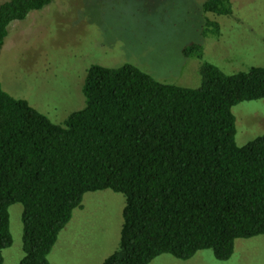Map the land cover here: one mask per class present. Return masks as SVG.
Returning a JSON list of instances; mask_svg holds the SVG:
<instances>
[{
  "label": "trees",
  "instance_id": "16d2710c",
  "mask_svg": "<svg viewBox=\"0 0 264 264\" xmlns=\"http://www.w3.org/2000/svg\"><path fill=\"white\" fill-rule=\"evenodd\" d=\"M54 0L0 3V50L8 26ZM232 14L231 0H203ZM211 34L221 32L208 20ZM206 33V32H205ZM207 34V33H206ZM191 42L186 55L202 58ZM197 87L161 81L135 64H92L85 105L56 123L0 82V264L13 243L9 207L23 205L19 264H51L60 231L88 191L125 195L119 247L102 264H149L161 254L212 249L264 234V134L236 143L239 102L264 98V66L228 73L205 61Z\"/></svg>",
  "mask_w": 264,
  "mask_h": 264
},
{
  "label": "rangeland",
  "instance_id": "374dc122",
  "mask_svg": "<svg viewBox=\"0 0 264 264\" xmlns=\"http://www.w3.org/2000/svg\"><path fill=\"white\" fill-rule=\"evenodd\" d=\"M2 1V0H0ZM4 1V0H3ZM203 0H54L8 26L0 50V82L56 123L85 105L83 84L92 64H135L155 78L185 86L201 84V65L225 72L264 66V0H231L232 14L206 13ZM208 20L221 32L211 34ZM207 34H206V33ZM191 42L202 58L186 55ZM236 143L264 134V98L233 108ZM125 195L88 191L48 255L51 264H102L119 247ZM23 205L9 207L13 243L3 264H19L23 250ZM149 264H264V234L237 238L233 254L218 259L212 249L184 259L161 254Z\"/></svg>",
  "mask_w": 264,
  "mask_h": 264
},
{
  "label": "crops",
  "instance_id": "0c3cea01",
  "mask_svg": "<svg viewBox=\"0 0 264 264\" xmlns=\"http://www.w3.org/2000/svg\"><path fill=\"white\" fill-rule=\"evenodd\" d=\"M4 1H5V0H4ZM1 2H3V0H2V1H0V3H1Z\"/></svg>",
  "mask_w": 264,
  "mask_h": 264
}]
</instances>
